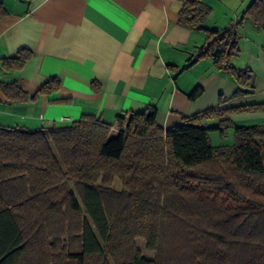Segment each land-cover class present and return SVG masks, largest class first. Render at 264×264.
Returning <instances> with one entry per match:
<instances>
[{
    "label": "trees",
    "instance_id": "1",
    "mask_svg": "<svg viewBox=\"0 0 264 264\" xmlns=\"http://www.w3.org/2000/svg\"><path fill=\"white\" fill-rule=\"evenodd\" d=\"M180 1L178 24L203 29L211 7ZM243 16L264 31V0H251ZM238 53L230 29L208 30L189 65L211 58L242 88L236 98L254 87L252 70L232 63ZM18 54L16 67L30 52ZM58 87L50 77L37 93ZM0 90L27 97L15 83ZM201 93L197 86L188 97ZM257 111L264 101L209 108L167 128L155 107L113 123L83 115L36 129L0 125V264H264V123L227 118ZM228 126L234 143L213 145L210 131Z\"/></svg>",
    "mask_w": 264,
    "mask_h": 264
},
{
    "label": "crops",
    "instance_id": "2",
    "mask_svg": "<svg viewBox=\"0 0 264 264\" xmlns=\"http://www.w3.org/2000/svg\"><path fill=\"white\" fill-rule=\"evenodd\" d=\"M250 1L205 0L211 14L204 28L188 29L178 24L180 0H0V82L27 94L8 100L0 90V125L36 129L83 115L113 123L118 114L155 107L157 124L167 128L209 108L262 102L264 32L243 16ZM227 28L239 48L233 65L254 74V87L236 98L234 91L242 88L211 58L189 65L208 30ZM24 49L29 58L12 65ZM50 77L59 87L37 93ZM197 86L201 95L190 99ZM227 118L264 123V111Z\"/></svg>",
    "mask_w": 264,
    "mask_h": 264
},
{
    "label": "rangeland",
    "instance_id": "3",
    "mask_svg": "<svg viewBox=\"0 0 264 264\" xmlns=\"http://www.w3.org/2000/svg\"><path fill=\"white\" fill-rule=\"evenodd\" d=\"M264 32V31H262ZM248 113V112H243ZM255 123L254 121H241L239 124L249 125ZM210 140L213 145H232L234 143V133L233 127L228 126L224 129L223 133H220L219 130H211ZM114 188L120 189V184L115 182ZM136 246L148 257L153 256V252L149 250H145V242L142 239L136 240Z\"/></svg>",
    "mask_w": 264,
    "mask_h": 264
},
{
    "label": "water",
    "instance_id": "4",
    "mask_svg": "<svg viewBox=\"0 0 264 264\" xmlns=\"http://www.w3.org/2000/svg\"><path fill=\"white\" fill-rule=\"evenodd\" d=\"M196 57H197V56H196V55H194V56H193V58H192V60H194Z\"/></svg>",
    "mask_w": 264,
    "mask_h": 264
}]
</instances>
